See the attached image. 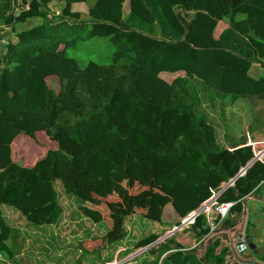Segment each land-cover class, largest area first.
<instances>
[{
	"label": "trees",
	"instance_id": "16d2710c",
	"mask_svg": "<svg viewBox=\"0 0 264 264\" xmlns=\"http://www.w3.org/2000/svg\"><path fill=\"white\" fill-rule=\"evenodd\" d=\"M52 1L61 2L56 14L50 13ZM78 2L85 10L72 8ZM31 18L38 20L19 26ZM210 23L213 43L188 38L193 29L207 33ZM0 25L11 32L0 52L4 144L20 135L34 138L50 124L76 142L79 132L93 142L107 117L110 131L126 136L135 123L130 112L136 109L142 114L144 142L162 168L154 175L160 201L186 211L220 190L216 202L230 201L228 219L237 220L238 202L264 182V164L249 161L250 146L237 143L245 133L232 138L224 129L227 145L219 135L226 109L241 98L260 120L256 133L264 136V90L259 86L264 75L252 72L256 63L264 65V0H0ZM106 39L114 46L106 60L67 53ZM162 71L173 75L167 79ZM98 147L90 143L82 153L90 157ZM57 155L58 150L46 148L29 164L10 160L0 167V252L10 262L16 260L7 239L17 237L19 229L8 225L1 205L40 229L57 221L63 212L55 187ZM68 166L70 175L87 167ZM241 167L243 174L236 175ZM229 179L232 184L224 185ZM66 193L85 215L100 214L98 200L89 201L73 185ZM153 205L151 218L158 219ZM101 209L102 220L111 224L104 243L122 237L123 219H107ZM198 216L193 224L202 226L203 215ZM160 233L149 232L137 246ZM104 243L94 244L104 248ZM158 244L147 246V253ZM178 246L158 261L167 248L162 244L156 258L143 264H202L190 258L192 250ZM213 248L203 264H221ZM257 257L264 262V243ZM0 264L6 263L0 259Z\"/></svg>",
	"mask_w": 264,
	"mask_h": 264
},
{
	"label": "rangeland",
	"instance_id": "374dc122",
	"mask_svg": "<svg viewBox=\"0 0 264 264\" xmlns=\"http://www.w3.org/2000/svg\"><path fill=\"white\" fill-rule=\"evenodd\" d=\"M60 4V1L50 2V13L56 14ZM72 8L85 10V4L72 3ZM36 20L38 19H28L19 26L31 25ZM213 26L214 23H210L209 30L205 34L193 29L188 38L193 43H213L211 34ZM0 35L10 36L11 32L0 25ZM113 48L114 46L106 39L102 45L90 41L84 47L69 48L67 53L78 58L106 60ZM160 74L167 79L173 75L167 71H162ZM49 83L56 87L54 79L50 78ZM229 108H231L230 122L228 119L223 120L224 126L231 132L230 135H237L234 131L236 133L240 130L247 131L249 126L253 127L256 124L257 118L245 99H237ZM130 114L135 123L126 136H121L117 132L112 133L108 128L107 117L102 120L100 134L93 142L81 132H79L80 139L76 142L61 133L54 124L37 132L34 138L20 135L8 145L0 140V167L10 160L29 164L46 148L58 150L55 187L63 212L53 225L41 229L32 226L20 213L12 212L10 206L1 205L5 221L12 228L19 229L17 237L7 239L16 260L11 261L12 264H93V262L99 264L100 255L106 247L100 248L89 244L82 247V244L86 240L93 244L104 243L105 233L102 234L104 218L101 217L104 210L101 206L106 209L107 219L109 217L124 220L130 216L129 218L142 220L139 225H148L150 219H160V215L158 219L151 218L150 208L154 204L153 207L161 213L163 204L168 201L161 200L163 202L161 205L156 194L160 192V187L154 180V175L162 168L144 142V127L140 122L142 114L136 109H132ZM90 143H97L99 147L93 148L92 155L87 157L82 151L84 147L90 148ZM68 162L71 166L82 164L87 167L79 174L70 175ZM70 185L77 188V191L89 201L98 200V204L101 205L96 206L100 213L98 216L90 217L82 213L77 202L71 198V194L66 193ZM202 215L203 213L199 214ZM162 226H165L164 223ZM146 249L147 246H144L143 251L147 252ZM0 258L6 260V254L0 252Z\"/></svg>",
	"mask_w": 264,
	"mask_h": 264
},
{
	"label": "crops",
	"instance_id": "0c3cea01",
	"mask_svg": "<svg viewBox=\"0 0 264 264\" xmlns=\"http://www.w3.org/2000/svg\"><path fill=\"white\" fill-rule=\"evenodd\" d=\"M0 49H2L1 46H0ZM258 66H264V65L260 64V63H256L255 65L252 66V72L255 73L257 76L264 75V67H262V69H258ZM260 83H261V84H259L260 89L264 90V80H262ZM235 101L229 107H231L235 103ZM229 107L226 109L224 117L222 118V121H221V125L219 127L220 137L222 135L223 130L226 129L228 131V137H232V138L239 136L242 132L245 133L244 138L237 141V143H246V138H249L250 140L255 141V142H260V141L264 140V136L262 134L258 135L256 133L257 127L259 126V122H260V120L257 117H255V118H257V120H255L256 124L253 127L249 126V129L247 131L240 130V132H238V133H236V131H234V134H237V135H233V136L230 135L231 132L229 129H227L224 126L225 124H224V120H223V119H225V120L228 119L230 122L229 111L231 110V108H229ZM248 107L250 108L249 105H248ZM246 109H248V108L246 107ZM251 111H252V109H251ZM221 139L227 145L228 138H226L223 135V137H221ZM248 196L250 199L246 202L247 213H246L245 226H246V229H248L250 231L251 237L253 239V242L257 246L258 251L261 252L262 251V245L264 243V210L262 209V205H261V203H262L261 198H264V182L257 188V192L251 193ZM197 206L191 207L188 210L183 211L182 209H177L174 206V204L171 203V201H167L162 206V210L160 213V219L159 220L150 219V222L148 225H145V224L139 225L140 222L142 223V220L141 221L136 220L135 217L129 218L130 216H128L127 218H124V220L122 221L123 236L118 238L117 240L108 241L107 243H104V247H106V248L104 249L103 253L100 255V261L106 260V259H111L115 256H121V257H127L128 258L124 264H143L144 262L152 261L156 258V255L159 253L158 249H160L162 247V244H165V247H167V248L161 252V254L159 255L158 261L160 260V258L162 256L166 255L171 250H173V245L175 243L177 245H179L178 249L181 246H189L187 249H184V250H192L193 249L194 251H198V247H196L195 240L201 239V238L207 236L209 234V232L212 231V229L208 230L203 225V223H202V226H199L196 224H190V225L182 228L179 231H176L174 233H170V234L164 236L163 238H165V240H167L164 243L162 242L163 238L159 239L165 233V231L167 229L164 232L162 230L173 225L184 214L191 211L192 209H194ZM10 210L12 212H15L12 209H10ZM129 219H131V220H129ZM203 220L205 223L204 215H203ZM224 220H229L227 215L224 216L220 221H224ZM201 221H202V218L200 217V222ZM103 222H104V226H103L102 234L105 233L107 231V229L110 228V225H111L110 223H108L106 221H103ZM162 223H164L165 226H162ZM51 224L53 225V223H51ZM147 226H149L148 229L146 228ZM160 226H162V227H160ZM201 228H205L208 231H204V232L200 231V230H202ZM149 232H155V233L163 232V233H160L157 236V238L149 244V245H151L153 243L158 244V242L162 240L155 247L156 249H154L153 252L147 253V252L143 251L144 246H142V245L137 246L138 245L137 241L140 240L144 235L148 234ZM218 240L214 243L213 253H214V249H215L216 245L218 244ZM149 245L147 244L145 246H149ZM90 246H95V244L91 243ZM137 249H139V250H137ZM259 252H258V254H259ZM220 254H221V259H222V253L220 252ZM196 259L199 260L198 256H195V260ZM222 262H223V259L221 260V264H222ZM87 264H89V263H87ZM93 264H95V263L93 262Z\"/></svg>",
	"mask_w": 264,
	"mask_h": 264
},
{
	"label": "water",
	"instance_id": "95a60500",
	"mask_svg": "<svg viewBox=\"0 0 264 264\" xmlns=\"http://www.w3.org/2000/svg\"><path fill=\"white\" fill-rule=\"evenodd\" d=\"M249 199L247 195L238 202L237 220L219 221L207 236L195 240L198 251L192 249L190 258L198 256L199 262L203 264L207 250L219 239L214 253H222V264H264L263 260L257 258L258 248L245 226L246 202ZM261 201H264V198H261Z\"/></svg>",
	"mask_w": 264,
	"mask_h": 264
},
{
	"label": "built area",
	"instance_id": "2783aa9c",
	"mask_svg": "<svg viewBox=\"0 0 264 264\" xmlns=\"http://www.w3.org/2000/svg\"><path fill=\"white\" fill-rule=\"evenodd\" d=\"M8 36L0 35V44L4 45L6 43ZM258 69H262V66H258ZM246 144L251 147L252 155L249 161L252 160H259L264 164V140L260 142H255L246 138ZM244 172V167H241L236 175H241ZM232 184V179L227 180L224 185ZM220 190H212L209 197L203 200L197 207L192 209L191 211L184 214L177 223L168 228L165 233L159 238L162 239L164 236L174 233L176 231L181 230L182 228L193 224L196 220V217L203 213L205 217V223L203 225L208 229L211 230L214 228L217 223L227 214L228 207L230 206V201H223V202H216L215 197ZM262 209L264 210V201L261 203ZM189 246H181L179 249H187ZM139 250V249H137ZM1 259V258H0ZM127 257L115 256L111 259H107L101 261L99 264H124L127 260ZM6 264H12L9 260H4Z\"/></svg>",
	"mask_w": 264,
	"mask_h": 264
}]
</instances>
